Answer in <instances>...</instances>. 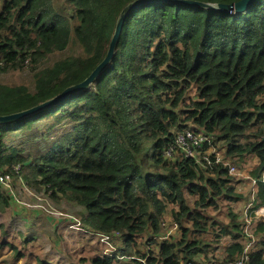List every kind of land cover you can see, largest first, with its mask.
Returning <instances> with one entry per match:
<instances>
[{"label": "trees", "instance_id": "trees-1", "mask_svg": "<svg viewBox=\"0 0 264 264\" xmlns=\"http://www.w3.org/2000/svg\"><path fill=\"white\" fill-rule=\"evenodd\" d=\"M65 2L73 8L67 16L51 0L1 2L0 74L26 70L34 79L32 89L0 84V116L83 82L105 57L121 13L133 7L111 60L85 90L0 124V172L21 175L31 189L83 210L82 229L107 237L114 249L90 264H189L213 254L222 240L230 242L226 262L247 255L245 264H264V221H254L248 235L255 242L245 253L252 238L244 220L229 212L224 223L207 213L220 200L247 202L235 194L228 168L214 155L198 164L175 143L185 131L205 132L213 145L221 143L224 162L246 166L256 159L250 175L264 170V0H250L238 13L170 0ZM69 47L77 53L51 62ZM185 193L196 197L192 208ZM255 202L264 205V184ZM10 205L0 186V215ZM168 205L178 207L179 238L160 241ZM9 235L0 224V251L21 257ZM19 237L24 244L25 235Z\"/></svg>", "mask_w": 264, "mask_h": 264}, {"label": "rangeland", "instance_id": "rangeland-1", "mask_svg": "<svg viewBox=\"0 0 264 264\" xmlns=\"http://www.w3.org/2000/svg\"><path fill=\"white\" fill-rule=\"evenodd\" d=\"M3 0H0V5ZM55 12L61 15H69L67 12L73 10L65 0H51ZM76 50L69 47L65 52L55 54L51 57V62L65 58L71 54H76ZM33 75L28 71H13L6 74H0V84L3 85H26L32 89ZM66 124V123H65ZM14 136L13 143L18 142V131L11 133ZM11 142V139H8ZM215 151L223 159V149L221 143L214 144ZM226 161V160H225ZM230 166H234L236 171L229 173V176L235 180V194L244 200L247 197L249 187L246 186L243 176L250 175L257 166L258 161L254 159L245 165H235L229 160L226 161ZM8 176V181L1 187L10 196L11 205L0 215V224L9 232V238L14 246L20 250L21 257H15L11 250L3 249L0 251V264H37V258H41L52 264H90L92 258L96 255L103 254L109 249L107 244L102 243L99 235L85 232L80 225V215L83 210L76 204L51 198L43 191H35L28 187L22 180L21 175ZM240 193V194H241ZM186 205L192 208L196 197L185 193ZM246 202V203H247ZM246 203L244 201L230 203L220 200L218 209H208L207 213L214 219L226 223L229 212L236 215L240 221L243 217ZM245 204V205H244ZM178 211L176 205H168L162 221L166 224L167 232H170L169 238H179L177 228H174L173 214ZM188 227L189 224L185 223ZM253 229V228H252ZM160 232L162 229L160 228ZM19 234L25 235L22 244L19 241ZM148 238V237H145ZM144 238V239H145ZM23 237H21V240ZM211 239V236H208ZM119 244V242H116ZM222 244V245H221ZM218 249L205 257L206 261H225L226 248L230 244L227 240H222ZM143 251V247L138 248ZM204 257V256H202ZM201 256H197L200 259Z\"/></svg>", "mask_w": 264, "mask_h": 264}, {"label": "built area", "instance_id": "built-area-1", "mask_svg": "<svg viewBox=\"0 0 264 264\" xmlns=\"http://www.w3.org/2000/svg\"><path fill=\"white\" fill-rule=\"evenodd\" d=\"M175 143L177 149L185 157L192 159L198 164L201 160H204L207 164H210L209 157L210 155H214L215 162L217 164L220 163L225 165L228 168V172L230 174L236 171L234 166H230L227 162H224L223 159L220 157L219 153L215 151V146L213 145L212 137L209 134H206L205 132L193 133L190 131H185L176 136ZM170 155L171 152L167 153V156ZM8 176H9L8 174L4 172H0V186L5 185V183L8 181ZM243 180L245 181L246 186H248L250 189L248 194V202L246 203V205L244 204L245 205V207H243L244 214L243 217H241L246 223V227L244 231L248 235L253 228V223L255 220L260 219L264 221V205L263 204L259 205L255 202L259 185L264 184V170L261 171L259 176L257 177H253L251 175L245 174L243 176ZM239 193H241V190H239ZM160 227L162 229V232L159 240L162 241L164 239L169 238L171 234L170 232H167L166 224L163 221H161ZM174 228L175 229L177 228L175 224H174ZM248 236L252 238V240L245 245L244 247L245 253L249 252V247L255 242L251 235ZM101 238H102V243L107 244L109 246V249L105 251V253H109L110 251H113L114 249L108 243V238L102 236ZM247 260H248V256L245 255L243 256V258L237 259L235 261L226 264H245ZM143 262H145V260H143ZM189 264H224V263L217 262L214 260L206 261L205 256L204 257L201 256L200 259H196L193 263H189Z\"/></svg>", "mask_w": 264, "mask_h": 264}, {"label": "water", "instance_id": "water-1", "mask_svg": "<svg viewBox=\"0 0 264 264\" xmlns=\"http://www.w3.org/2000/svg\"><path fill=\"white\" fill-rule=\"evenodd\" d=\"M170 1L173 3H181V4L199 6V7L206 8V9L210 8L212 10H217V11H221L224 13H231V12L238 13V12L242 11V9L249 3L250 0H241L240 2H237L235 4H230V5L204 4V3H200V2L186 1V0H170ZM132 7H133V5H129L127 10L125 12L123 11L121 13V16L119 17V19L116 22L114 33H113V35L110 39V42L108 44V48H107L105 57L94 68V70L89 74V76L83 82L64 89L62 92L57 94L55 97L49 99L48 101H46V102H44V103H42L36 107L30 108V109H27V110H24L21 112L13 113V114L0 116V124H8V123L19 121L23 118H26V117L44 109V108H46V107H50L52 105L57 104L60 100H62L63 98H65L66 96H68L74 92H81V91L85 90L94 81V79L100 74V72L107 66V64L111 60L113 53H114L116 42H117L118 37L120 35V31H121V27L123 24L124 17Z\"/></svg>", "mask_w": 264, "mask_h": 264}]
</instances>
